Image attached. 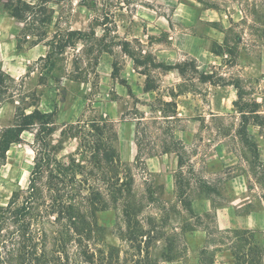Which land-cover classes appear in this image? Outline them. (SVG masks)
I'll return each instance as SVG.
<instances>
[{"label":"rangeland","instance_id":"374dc122","mask_svg":"<svg viewBox=\"0 0 264 264\" xmlns=\"http://www.w3.org/2000/svg\"><path fill=\"white\" fill-rule=\"evenodd\" d=\"M21 2L33 6L29 14L19 12ZM73 30H82L87 37L76 40L70 34ZM54 35L56 42L68 45L62 52L53 47L47 59ZM122 41L137 63L122 50ZM192 49L196 54L188 51ZM153 61L182 64L185 73L152 67ZM193 63L199 73L237 83L240 104L254 100L264 115V0H86V4L0 0V133L23 113L52 111L48 140L53 154L66 159L80 144L79 125L106 122L120 169L131 181L123 187L124 196L136 195L143 182L151 185L156 197L172 204L168 212L173 226L184 221L175 202L178 157L174 167L160 172L166 173L162 184L144 159L154 152L172 151L174 139L181 140L189 148H178L203 174L232 176L219 185L218 196L191 198L208 199L211 207L193 211L203 217L194 221L196 230L181 236L179 245L186 250H179L180 257L162 260L161 240L151 248L153 264H198L200 248L208 238L205 228L249 229L263 246L264 201L258 190L247 188L249 153L236 134L240 123L233 104L236 89L232 84L200 81ZM162 107L165 110H159ZM187 118L193 120L187 123ZM145 124L154 130L158 146L148 150L153 143L144 142L137 153L135 132ZM186 129L187 139L179 138V130ZM38 130L39 124L34 123L23 131L0 159V210L14 195L20 199L28 187ZM247 131L264 161V129L250 119ZM197 192L194 185L187 191ZM119 213L114 209L97 214L104 226L102 244H120L113 228ZM215 257L213 264H234L229 251L217 252Z\"/></svg>","mask_w":264,"mask_h":264},{"label":"trees","instance_id":"16d2710c","mask_svg":"<svg viewBox=\"0 0 264 264\" xmlns=\"http://www.w3.org/2000/svg\"><path fill=\"white\" fill-rule=\"evenodd\" d=\"M80 1L86 4V0ZM21 3L19 12L22 9L23 14H29L33 6ZM16 16L22 17L19 13ZM70 34L76 40L87 37V33L82 30H73ZM55 38L54 35L49 42L47 59L53 47L57 52H62L68 45L56 42ZM122 43V50L137 63L134 54L127 50V42ZM151 63L152 67L164 70L175 68L182 76L185 73L182 64ZM192 67L200 81L232 84L236 89L237 99L233 104L240 115L236 134L249 153L247 162L251 173L247 178V188L258 190L259 198L264 201V161L260 160L257 144L247 131L250 119L264 129V115L258 112V103L253 100L240 104L241 88L237 83L228 82L221 76L213 78L211 74L199 73L194 63ZM163 103L175 105L172 101ZM149 106L152 111V105ZM245 106L248 110H244ZM159 110H165V107ZM53 114L52 111L40 112L34 109L20 115L14 125L0 133V159H3L10 145L19 141L23 131L34 123L39 124L28 187L20 199L14 195L0 210V264H153L151 248L161 240L162 260L171 261L180 257L176 254L186 250V246L179 245L181 236L184 232L196 230L193 227L194 221H200L203 217L193 212L191 198L218 196L219 185L232 174L223 177L219 176L220 173L215 177L214 174H203L201 168L186 158L185 151L181 152L178 148L187 150L188 145L174 139L175 147L172 151L178 157L175 202L181 208L184 221L181 226H173L168 212L172 204L156 197L151 185L143 182L142 190L136 195L124 196L123 187L131 181L127 180L126 174L120 169L116 148L109 138L111 128L106 122L93 121L79 125L77 133L80 144L76 152L66 159H59L53 154L48 140ZM138 132L140 137L137 136ZM155 137L149 125L145 124L142 130L137 128L134 138L137 153L144 142L150 141L153 144L147 149L156 150L158 144H154ZM192 185L198 187L200 192L188 194ZM114 209L120 211L118 216L115 214L113 224L120 244H102L104 226L98 223L97 214ZM204 230L208 238L200 248L198 264H213L215 254L221 251H229L234 264H264V245L260 246L255 241L252 230H220L214 227Z\"/></svg>","mask_w":264,"mask_h":264},{"label":"crops","instance_id":"0c3cea01","mask_svg":"<svg viewBox=\"0 0 264 264\" xmlns=\"http://www.w3.org/2000/svg\"><path fill=\"white\" fill-rule=\"evenodd\" d=\"M238 7H239V4H238ZM238 10H239V12L241 11L240 7ZM240 17H243V16H240ZM220 32L223 33L222 31H220ZM188 51L190 53L196 54L194 49L188 50ZM142 93L145 94L147 92L142 91ZM192 120L193 119H191V118L186 119L187 123H190ZM179 132H180V135L178 136L179 138L187 139L185 136L186 133L189 132L187 129L186 130H179ZM135 152H136V150L134 151V153ZM144 160H145L146 167L149 171L158 173L157 182L159 184H162L166 181L165 180L166 173H160V172L163 170H166V169L169 170L176 165L177 154L173 151H169V152H164V153L157 154V155L148 156ZM164 172H166V171H164ZM190 205H191V208L194 212H203V211L208 210L211 207V202L208 199L194 198L191 200Z\"/></svg>","mask_w":264,"mask_h":264}]
</instances>
